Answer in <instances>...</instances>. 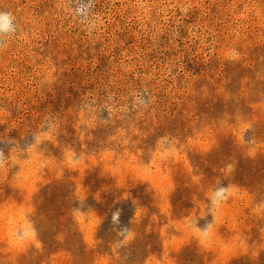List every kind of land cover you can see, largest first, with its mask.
Masks as SVG:
<instances>
[{"label":"rangeland","instance_id":"1","mask_svg":"<svg viewBox=\"0 0 264 264\" xmlns=\"http://www.w3.org/2000/svg\"><path fill=\"white\" fill-rule=\"evenodd\" d=\"M0 264H264V0H0Z\"/></svg>","mask_w":264,"mask_h":264}]
</instances>
